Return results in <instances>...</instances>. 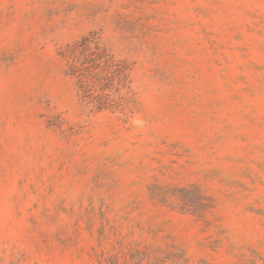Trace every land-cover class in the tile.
I'll return each instance as SVG.
<instances>
[{"label":"rangeland","instance_id":"rangeland-1","mask_svg":"<svg viewBox=\"0 0 264 264\" xmlns=\"http://www.w3.org/2000/svg\"><path fill=\"white\" fill-rule=\"evenodd\" d=\"M90 33L128 116L67 75ZM0 264H264V0H0Z\"/></svg>","mask_w":264,"mask_h":264},{"label":"trees","instance_id":"trees-1","mask_svg":"<svg viewBox=\"0 0 264 264\" xmlns=\"http://www.w3.org/2000/svg\"><path fill=\"white\" fill-rule=\"evenodd\" d=\"M67 75L76 80L81 103L92 111L131 112V68L101 43L94 33L67 43L60 51Z\"/></svg>","mask_w":264,"mask_h":264}]
</instances>
